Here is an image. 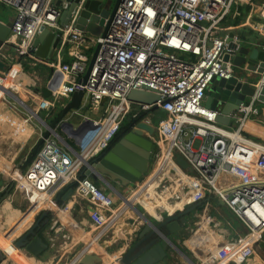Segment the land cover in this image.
<instances>
[{
	"label": "built area",
	"instance_id": "1",
	"mask_svg": "<svg viewBox=\"0 0 264 264\" xmlns=\"http://www.w3.org/2000/svg\"><path fill=\"white\" fill-rule=\"evenodd\" d=\"M58 1L1 0L16 13L11 34L0 48V60L10 58L3 52L8 47L14 52L12 59H30L31 63L45 64L61 75V80L51 86V97L42 98L40 103L42 107L47 105L49 111L54 112L63 104L62 100L84 92L90 109L100 112L105 107L104 115L99 120L87 119L95 133L76 159L57 145L56 138L51 136L45 141L23 177L27 195H40L38 185L45 183L48 175L65 180L60 189L76 182L80 196L103 211L112 210L113 190L104 191L85 175L88 162L109 148L128 115L139 118L153 112L156 106L166 114L156 127L161 136L157 160L166 156L170 160L167 159L169 169L166 167L161 175L165 191L182 184L175 193L188 191L185 199L189 206L204 202L207 197L222 200L248 230L239 243L231 246L240 248L241 261L237 264L249 261L264 235V144L250 140L243 131L250 118L259 116V111L256 102L241 106L233 114L239 125L228 130L217 122L220 112L207 107L205 102L214 80H230L234 76L232 63H226L225 56L230 52L231 24L242 17L245 7L248 12L243 24L264 37V2L259 5V0H121L107 34L96 37L76 29L87 0L80 1L64 27L60 20L66 0L60 6ZM92 14L87 22H92ZM43 29L62 33L53 62L40 58L34 46ZM234 41H239V37L235 35ZM97 47V57L84 83L93 49ZM65 52L71 61H63ZM6 73L0 70L5 77L0 80L9 78L10 73ZM257 86L264 87V74ZM132 91L154 94L159 100L153 105L132 103L128 101ZM176 154L184 158L188 169L176 162ZM193 192H198V198H193ZM165 212V208L161 209L158 218ZM92 217L97 224H103L99 212ZM256 231H260V239L250 238L244 243Z\"/></svg>",
	"mask_w": 264,
	"mask_h": 264
},
{
	"label": "water",
	"instance_id": "2",
	"mask_svg": "<svg viewBox=\"0 0 264 264\" xmlns=\"http://www.w3.org/2000/svg\"><path fill=\"white\" fill-rule=\"evenodd\" d=\"M81 0H66L62 4V0L57 2V5L62 4L63 15L60 20L61 27L68 25L72 13L77 8ZM121 0L117 3L113 10L103 9L104 2L101 0H87L84 10L77 21L76 29L89 33L93 36H105L113 21L116 10ZM91 12L101 14L99 22H87V18ZM106 20H108L106 22ZM13 22L4 23L0 21V48L3 47L11 34ZM62 33L60 31L53 32L50 29H43L42 33L34 42L37 49V55L41 58H47L48 55L52 58L58 44L60 43ZM235 34L230 35L229 53L225 56L226 63H232L234 76L230 80L216 79L212 82L208 93V98L205 105L213 110L220 112L217 122L223 126L229 127L234 122L233 114L238 113L241 106L245 104L255 103L256 105H264V87L257 86L262 74H264V46L250 48L243 45L244 40L249 38H239V41H234ZM256 42V37L249 40ZM50 40L52 41L50 43ZM99 47L96 48L91 64L84 83L87 81L92 65L97 57ZM9 65L0 60V70L6 72ZM3 89L0 87V90ZM43 97L48 99L52 95L51 86L42 88ZM85 95L84 92L74 94L70 100L66 101L61 113L55 118L51 124H47L46 132L38 141L36 146L29 151L27 157L23 158L15 167L11 176L1 187L0 192V211L6 203L12 204V192L15 186L29 167L33 164L36 156L43 147L45 141L52 135H57V127L65 122L66 116L81 108ZM17 102L29 113L35 115L40 120L41 117L26 105L22 100L14 97ZM159 100V97L146 92L132 91L128 95V101L137 104L153 105ZM107 100L103 101V105ZM158 108L155 106L152 111ZM148 113L143 114L139 118H131L124 124L119 134L112 141L107 150L99 154L96 158L88 162L86 176L92 179L95 183L104 182L112 186V182L119 181L124 187L128 185H136L150 172L152 166L155 143L153 139L156 135V126L152 122L146 121ZM148 133L149 137L146 136ZM61 140L69 146L67 141L59 136ZM176 162L183 168L188 169L189 165L180 154H176ZM1 172V170H0ZM76 183L70 184L59 192L56 200L46 208L36 224L30 227L20 238L14 242L6 251L0 249V264H6L8 257L16 250L20 249L27 256L35 259L49 251L50 246L43 241L38 235V232L45 228L52 220V217L57 212L62 204H66L74 195ZM221 206H225L222 200H218ZM201 203L194 204L182 213L168 215L161 222L151 221L147 216L139 212L140 216L146 222V226L139 235V241L120 258L115 259L113 264H160L168 257V249L172 246L176 248L182 256L190 264L194 262L184 254L176 244L171 240L172 234L183 229L184 224L182 218L196 211ZM138 211V210H137ZM151 225L153 228H151ZM157 234L158 237L153 238ZM107 258L96 254H84L80 257L78 264H105Z\"/></svg>",
	"mask_w": 264,
	"mask_h": 264
},
{
	"label": "crops",
	"instance_id": "3",
	"mask_svg": "<svg viewBox=\"0 0 264 264\" xmlns=\"http://www.w3.org/2000/svg\"><path fill=\"white\" fill-rule=\"evenodd\" d=\"M8 9L10 11V9H13V8H11V7L9 8V6L3 4L0 0V21H2L4 23L13 22L15 19V14H12V12L8 13ZM257 9L259 10V8H257ZM234 24H235V22H232L231 25L233 28H232V30L229 31L230 35L232 33H234L236 36H238L239 38H242L243 40H244V38L250 39L252 37H256V42H253L252 39L251 40L248 39V40H244L243 45H245L246 47H250V48H255V47H259V46L261 48V46H264V37L262 35H260L259 33H256V31L252 30L251 28H248L242 22L239 25H234ZM51 42L52 41L50 40V43ZM59 47H60V43L58 44V47H57L54 55H52V58L50 57L51 55L50 56L48 55L47 58H42V59H45L47 61H52V62L55 61L57 59V53H58ZM3 52L10 56L9 59L2 58L3 59L2 61H4L5 63H7L9 65V69L6 72H8V73L10 72V74H12V76H14V77H18V75H20L21 77L19 80L22 83H26V86L29 88H32L34 85L37 84L38 77H35V80L34 79L27 80L29 78L24 73V70L27 68L30 61H26L25 59H22V58L21 59L16 58L15 60L12 59L14 56V52L8 47H5L3 49ZM62 59L64 62H69V61H71V56H69L65 52ZM15 63H20V64L16 65ZM34 67H29V68L35 69V70H33L34 72H37V71L42 72L44 70L48 71V81L46 82L45 85L42 86V88L55 85L56 83H58L61 80V75H59L50 66H47L45 64H38V65L36 64V66H34ZM14 70L16 72H14ZM4 83L7 84L8 87L13 84L12 88L14 90H16V92L22 89L24 91V93L27 92L29 94V96H31L32 99H34V101H35V97H37V96H39V97L41 96V99L44 98L43 94H42V88H40V92L38 93L39 95H37V94L29 92L27 87L24 89L22 84H20L19 82H13L11 80V81H7V83L5 81ZM7 86H6V88H8ZM257 109L259 111V116H253L252 118H250V120L248 121L247 126H246V128L251 130L250 131L251 133L259 131L258 128H261L262 126H264V124H263L264 123V105H262V104L257 105ZM42 113H44L43 120L46 123V125H47V122H48V125L51 124L54 121V118L56 117V114H54V112H52V111H43ZM94 116H95V118H91V117L86 116L85 122H81V123L79 122L76 125L72 124L68 120H65L64 123H67L68 125L62 131H63L64 135L67 137V140L65 138L64 139L67 141V143L70 142L71 145L68 143L69 149L66 150L64 148V150L67 151V153L71 156L72 159H76V157L83 152V150L87 146L88 142L90 141L91 137L93 136L91 133L93 131L92 127L94 128V126H93L92 122L87 121V119L91 118L94 120H99L103 117V115H102L101 118H97L99 116V112H94ZM162 118H166L165 113L163 114ZM154 119L155 120L157 119L156 113H154V114L148 113L147 114V116H146L147 121H149V122L151 121L153 123ZM23 121H26L25 118L23 119ZM6 123L7 122H4V124L2 123L0 126V129H3L5 126H7ZM234 124L236 126L239 125L237 118L236 119L234 118ZM27 127H29V129H31L33 131L32 135H31V137H33L34 131H38L37 129H40L41 126L39 127L38 124L35 123L34 125L27 124ZM57 128H60V126H58ZM7 131H8V128H7ZM94 132H95V128H94ZM44 133L45 132H42L41 134L44 135ZM260 133H262V131H260ZM41 134L39 136L40 139H41ZM146 136L149 137L148 133H146ZM7 137L8 136H6L5 132H2L0 134V159L2 158L1 160L5 159L8 161V158H7L6 153H5V150L7 148L1 147L3 145V142L5 141V138H7ZM52 137H53L52 139H54L55 136L52 135ZM30 139H29V141H30ZM152 139H153V142L155 143V152H154L152 166L150 168V172L141 180V182L139 184L128 185L127 187H124L123 184H121L119 181L112 182V186L107 185L104 182L97 183V185L100 186L106 192H110L111 190H113V193L111 192V195H113L114 200L115 199L116 200H115V206H113L112 210L103 211L99 207L95 206L90 200L80 196L78 194V191H77L78 184L76 182L72 183V184L76 183V189H75L76 191H75L74 195L72 196V198L66 204H62L60 206V208L57 210V212L54 214V216L52 217L51 222L45 228H43L42 230H40L38 232V235L43 239V241L50 246L49 250L55 251L57 253L55 256L52 257V259L58 258L57 261L60 260L58 264H70L72 262V260H75L77 258L80 251L84 248L85 243L77 244L76 242H74V240L78 239L81 236L86 237L88 232H89L90 236H93V238H92L93 240L95 238L94 236L97 234H100V237H102L98 241V248L96 247L97 243H95V244L93 243L95 245L94 248H96V251L91 253V254L104 256L107 258V260L109 259L110 262H113L115 259L120 258L121 256H124L136 244V242L139 241V235L143 231L144 227L146 226V223L144 222L143 218L139 214V212H141L143 214V211L135 205L141 199L142 200L140 201V203H143V199L149 200V198H148L149 192L151 191V189L155 185V183L160 179L161 172L163 171L164 167L167 165L168 160H169V158L167 156L164 157L163 160H161L159 162L157 160V155L160 153V149H161V146H160L161 136L158 134L157 130H156L155 137ZM38 141H37V143H38ZM28 142L26 143V145H25V147H24V149L21 152L19 157H21L23 152L26 150L25 148L28 145ZM259 144H262V143H259ZM97 156H99V154ZM9 162H12V161L9 160L8 162H6V164ZM2 164L3 163H1V166H2ZM6 164H5V166H6ZM155 164H156V167H155ZM5 166H4V168H5ZM36 166L38 167V166H40V164L37 163ZM5 170H8V168ZM0 173L1 174L3 173L5 175L6 172L1 171ZM33 174H34V172L31 175H33ZM47 179H49V182H46V184H48V185H52L55 180L56 181L63 180V178L57 179L54 177L53 178L49 177ZM4 181H6V179ZM1 185L3 186V182L1 183ZM40 187H41V185H40ZM62 189H60V190L58 189L55 192L54 196L47 202V206H45V203L43 202V204H41V206L38 207V210H35L36 212L34 211V214H33L34 217H32V218H34L33 220H35L34 224H36V222L38 221V219L40 218L42 213L52 203V201L57 199L58 194H59V192L62 191ZM176 189L177 188L174 186V190H176ZM174 190H170V193L167 195L164 193L158 194V192H156L157 197H152L154 195L151 196V198L153 199V202L147 203L146 204L147 208L151 212L154 213L156 211H154L155 208H153L152 203L160 202L161 204H157L156 207L161 206L162 209L165 208L164 205H174L176 203V205L178 206V204L181 203L182 200L179 201V199H178L177 202H176V200H174V201L169 200L170 196L172 194H174L172 192ZM1 191H3V190L0 189V192ZM134 192H135V194H134ZM27 193H28L27 190H25V192L24 191L21 192V194L17 196L15 201L12 199V204L23 203V200H25V196L30 195V194L27 195ZM198 196L199 195H197L195 197L193 196V198L196 199V198H198ZM165 197H167V198H165ZM36 199H37V197L35 198V200ZM128 199H130V202L132 200H134V204H133L134 209H132L133 211L129 215L128 214H126V216L122 215V217L124 216V218H123L124 220L120 219V218L117 219V222L115 223L116 225L112 228L111 222H113L117 216H121V215H117V211L120 210L121 204L122 203L125 204V201H126V203L128 201V203L130 204ZM17 200H19V202H17ZM208 202H211L210 199H208ZM33 203H34V201H33ZM33 203L30 205L28 211L31 209ZM218 205L221 207V205L219 203H218ZM165 210H166V212H165V214H166L167 208H165ZM28 211H26L27 214L29 213ZM178 211H180V210H177L176 213ZM94 212L100 213L101 217L103 218V224L102 225H99L94 221V219L92 217ZM174 212L170 213V214H166V215L163 214L161 221L164 220L168 215L174 214ZM158 215L159 214H156L155 216L158 218ZM205 219L206 218H204V220ZM207 222H208V219L204 222L205 231L211 232L210 229L208 228ZM185 226H186V224H185ZM178 232L176 233V235L174 234V236L171 237V240H174L173 238H175V236L178 235ZM213 236L217 237L219 235H213ZM220 236H222V235L220 234ZM156 237H158L157 234H154L153 238H156ZM174 241L178 244H183L185 239H184V241H182L181 238L180 239L177 238ZM65 245H68V248H64ZM184 245L187 246V243L185 242ZM80 246L82 249L79 248ZM65 249H67V250H65ZM79 249H81V250H79ZM107 251L109 252L110 255L106 254ZM200 253H202L201 250H200ZM43 255H41L40 257H42ZM40 257L37 259H35V258H32V259H34L35 261H37L39 263ZM172 257H173V255H172ZM50 258H48L49 262L52 261V259H50ZM182 258H184V257H181L178 261L176 260V262H174L173 264H187V262L182 261ZM57 261L53 262V264H55ZM194 264H196V263L194 262Z\"/></svg>",
	"mask_w": 264,
	"mask_h": 264
},
{
	"label": "rangeland",
	"instance_id": "4",
	"mask_svg": "<svg viewBox=\"0 0 264 264\" xmlns=\"http://www.w3.org/2000/svg\"><path fill=\"white\" fill-rule=\"evenodd\" d=\"M263 2H264V0H259L258 4L261 5V3H263ZM116 3H117V0H107L104 2L103 9L107 8V9H110L112 11L113 8L115 7ZM11 12H12V14H15L16 11H15V9H10V11L8 9V13H11ZM92 15H93L92 21L99 22V20L101 19V14L97 13V12H93ZM240 21L243 23L244 19H242ZM241 22H240V24H241ZM256 33H259V32L256 31ZM94 52H95V48L93 49V53ZM26 61H30V59H27ZM15 64L19 65L20 63H15ZM36 64L38 65L39 63H36ZM36 64L30 62L27 67H34V66H36ZM33 70H35V69L27 70V68H26L24 70V73L29 78L27 80H31V79L35 80V77H38L37 84L34 85L32 88L27 87L26 83H22L19 80L21 77L20 75H18V77H15L16 79H13L12 77H14V76H12V74H9V77L11 78V79L10 78L9 79L12 80L13 82H19L20 84H22L24 89L27 87L29 92L39 95L38 93L40 92V88H42V86L45 85L46 82L48 81V71L44 70L42 72H39V71L34 72ZM14 72H16V71L14 70ZM6 74H8V72ZM0 78L5 79L4 75H0ZM7 81H8V79L6 80V83H7ZM4 82L5 81L0 80V84L6 87L7 84H5ZM12 87H13V84L10 85L8 87V89L13 92L14 96H16L18 99L22 100L26 105H28L32 110H34L38 114V116H40L43 119L44 113H42V112L43 111H49V108L47 105H45V107H42L40 105L41 101L43 100V99H41V96L35 97V101H34V99H32V97L29 96V94L27 92L24 93V91L22 89L16 92V90H14ZM37 102H39V105ZM61 102L63 104L64 103L66 104V100H62ZM63 104H61V105L59 104V106H57V108L54 110V114H56V117L61 113L63 107L65 106V104L64 105ZM89 106H90L89 99L87 98V96H85L83 99L81 108L77 111L70 112L66 116V120H68L72 124L76 125L79 122L80 123L85 122L86 116L91 117V118H95L94 112L90 109ZM104 108L105 107L101 108V110H100L101 113L99 112V116L97 118H101V116L104 115ZM154 113L157 114V119L156 120L154 119L153 123L157 127L160 120L163 119L162 117H163L164 112L161 110L150 112V114H154ZM22 118L23 119L25 118V120L27 122L23 121ZM55 118H54V120H55ZM130 120H131V115H128L126 117L124 124L128 123ZM4 122H7L6 123L7 126H5L3 129H0V134L2 132H5L6 136H8V137L5 138V141L3 142V145L1 147L7 148L6 149V151H7V150H10L12 147H14L15 144H16V146H15L13 155L10 158V161H12V162H9L10 164L7 163L4 170H3V172H6L5 175L3 173L2 174L0 173V189H2L1 183L3 182V184H4L5 183L4 180L5 179L7 180L8 176H11V174L14 170V167L23 158L28 156L29 151H31V149H33L36 146L37 141L40 139L39 138L40 134L42 132H46V129H47V126H45L39 118H37L35 115H33V114L29 113L27 110H25L19 104V102H17V100H15V98L13 96H11L7 93H4L0 90V126L2 123L4 124ZM35 123L38 124L39 127L40 126L41 127H40V129H37L38 131H34V135H33V137H31L33 131L31 129H29V127H27V124L34 125ZM47 124H48V122H47ZM224 127L228 130H234V129H236L237 126L233 122V124L231 126H229V127L224 126ZM7 128H8V131H7ZM258 129H259V131L251 133L250 132L251 130L246 128L243 131V133L250 140L252 139L256 143L264 144V130H263L264 126H262L261 128H258ZM92 130L93 131L91 134L94 135L95 132H94L93 127H92ZM260 131H262V133H260ZM57 133L59 134V136H61L60 135L61 131H59V128H57ZM59 136L54 137V139L56 138L58 140L57 145L63 149L65 148L66 150H68V147L63 143V141L61 140V138ZM61 137L64 138L63 136H61ZM29 139H30V141H29ZM27 142H28V145L25 148L26 150L23 152L21 157H19ZM5 153L7 154V152H5ZM1 159H0V165H1V163L4 162L3 160H5V159H3V160H1ZM2 166H3V164H2ZM155 167H156V164H155ZM166 167H168V166L166 165L164 167V169ZM7 168H8V170H5ZM30 168H31V166L29 167V169ZM167 169H169V167ZM162 172H161V175H162ZM27 181H29V180L27 179ZM168 185L170 186V185H172V183H168ZM165 186H166V184L161 180V177H160V179L155 183V185L152 187L151 191L149 192V195H148L149 200L143 199V203H140V201L142 200L141 199L139 202H137L138 204L136 203V205H135L138 208H140L143 211V214H145L152 221L161 222V218H157L155 216L156 214H159V210L162 209L161 206L156 207V205L161 204V203L160 202L152 203L153 208H155L154 211H156L154 213L151 212L147 208L146 204L149 202H153L151 195H154L153 197H157L156 192H158V191H160L166 195L169 194L170 191L166 192ZM181 186H183V185L179 184V186L176 187L177 190L180 189ZM25 190H26V187H24V185H23V178H22L18 181V183L15 186V190L12 192V196H11L12 199L15 201L17 196L20 195L21 192H23V191L25 192ZM170 190H174V187L171 188ZM175 192H177V191H175ZM175 192H173L174 194L171 195L170 200L171 201L176 200V202L178 199H179V201H181L183 198V200L181 203L178 204V206L176 205V203L174 205H164V207L167 208L166 214L173 213L174 211H175L174 213H176L177 210H182V209L190 207L187 203V200L185 199L186 195L188 194V191H184L182 193H175ZM34 197L36 198V196L34 194H32L31 196H25V200H23V203H19V204L14 203L12 205V207L14 209H16L17 211H20V213L21 212L25 213L26 211H28L30 205L35 200ZM165 198H167V197H165ZM50 199H48V201ZM48 201L45 202V206H47ZM205 201L206 202H205L203 210L194 211L191 214H189L188 216L182 218V223L184 224L183 229H181L179 231L180 233L178 232V235L175 236V238H173V239L175 240L177 238L178 239L181 238L182 241H184V239H185L183 244H178L174 240H172V241L176 244V246L184 254L189 256L192 259V261L195 262L196 264H198V263L203 264V262H205V261L208 263L217 264L218 261L220 260L219 257H221V261L219 262V264H226V263L227 264H237V262L241 261V257H240L239 261L232 262L230 255L234 256L233 253H238V250L240 248L237 250L236 248H231V246H235L237 243L240 242L239 240L241 238H244L245 235L248 234L247 228L242 224V222L234 214V212L231 211V209H229L226 206L220 207L218 205V199L217 198L213 199V201L210 199L211 202H208V197H207V199ZM17 202H19V200H17ZM133 204H134V200H132L130 202V206H133ZM130 206L129 205L127 206L124 203L121 204L120 210L117 211V213H118L117 215H121V216H117L115 218V220L113 219L114 221L111 222L112 228L116 225L115 223L117 222V219H119V218L123 219L124 216H126V214H128V215L131 214V212L133 210ZM122 215H124V216L122 217ZM204 217L206 218L205 220H204ZM209 217H211V219H209ZM207 219H208L207 225H208V228L210 229L211 232H206L205 228H204V222ZM34 222H35V220H33L31 227L33 226ZM185 224H186V226H185ZM6 228H7V226H6ZM25 232H23L22 234H24ZM219 233L222 236H220ZM22 234L17 236L14 239L15 241L13 240V242H16V240L18 238H20V236H22ZM175 235H176V233H175ZM213 235H219V236L216 237ZM173 236H174V234H172V237ZM94 237L95 238L93 240L92 239L93 236H90V234L88 232L86 237L81 236L78 238V239H80V241L77 244L85 243V246L83 249L81 248V246L79 247L82 250L79 249V250H81L80 253L78 252L79 254H78L77 258L75 260H72V262L70 264H77L80 257L82 255H84L88 250H90V247L94 248L95 245L94 246L91 245V243L93 241L97 243L96 247L98 248V241L102 237H100V234H97ZM250 238L251 237L249 236L248 239H244L245 240L244 243H246ZM78 239H75V241H77ZM256 239H258V238H256ZM185 242L187 243V246L184 245ZM67 247H68V245L64 246V248H67ZM95 250H96V248H95ZM200 250H202V253H200ZM255 251H256L255 256L253 258H251L249 261L244 262L242 264H264V235L262 237V240L255 246ZM168 253H169L168 257L165 259L164 262H162L160 264H173L174 262H176V260L178 261L181 257H183L182 254L176 248H174L172 246L168 249ZM56 254L57 253L55 251L49 250L42 257H40L39 262H41V263H36V264H49L50 262H49L48 258L51 257L50 259H52V257L55 256ZM106 254L110 255L108 251L106 252ZM172 255H173V257H172ZM28 257L33 258L31 256H28ZM227 258H229V261H227ZM76 260H77V262L75 263ZM109 261L110 260L108 259L105 264L110 263ZM182 261L187 262V264H190L184 258H182ZM6 264H17V263H15L13 260L8 258V260L6 261ZM110 264H113V263L111 262Z\"/></svg>",
	"mask_w": 264,
	"mask_h": 264
},
{
	"label": "bare ground",
	"instance_id": "5",
	"mask_svg": "<svg viewBox=\"0 0 264 264\" xmlns=\"http://www.w3.org/2000/svg\"><path fill=\"white\" fill-rule=\"evenodd\" d=\"M0 87L3 88V89H1L2 92L7 93V94H9V95H11L13 97H16V96H14L13 92L11 90H9L8 88H6L5 86H3V85L0 84ZM15 146H16V144L10 150H7V151L5 150V152H7L6 156L8 158V161L10 160L11 156L13 155ZM8 161L7 160H4L3 166H5L6 162H8ZM38 163H40V162H38ZM3 166L0 165V170L1 171L4 170V167ZM13 172H14V170H13ZM13 172H12V174H13ZM45 176H47V178H49L48 175H45ZM46 182H49V179L46 180ZM46 182L45 183L44 182H42V183L40 182V185L42 187H40V185H38L40 187L39 188L40 195L37 196V199L36 200H34V203H33L32 207H31V209L28 211L29 212L28 214L26 212L25 213H20V211H17L16 209H14L12 207V205H10L9 203H6L4 205V207L2 208V210L0 211V249L2 251H6L10 246H12L14 244L13 240L17 236H19L20 234H22L23 232H25L32 225L33 219H34V218H32V217H34L33 216L34 211L35 210H38V207L41 206V204H43V202L45 203L46 201H48V199H50L51 197H53L54 194H55V192L58 189H60L62 187V185L65 183V180L64 179L61 180V181H56L55 180L52 185H48V184H46ZM175 191H177V189L174 190V191H172V192H175ZM134 194H135V192H134ZM128 200L130 201V199H128ZM125 204L127 206L128 205L130 206V204L128 203V201H127V203L125 201ZM114 206H115V204H114ZM130 207L132 209H134L133 206H130ZM183 212L184 211L179 212L177 214H182ZM6 226H7V228H6ZM151 228H153L152 225H151ZM250 237H251V239L252 238H254V239L258 238V239H260L261 233H260V231L259 232L256 231V232L252 233ZM79 241H80V239H78L75 242L78 243ZM93 243L95 244L96 242L93 241L92 244H91L92 246H94ZM65 250H67V249H65ZM95 251H96L95 248L90 247V250H88L85 254H91V253H93ZM233 254H234V256L233 255H230L231 261L232 260H234L236 262L239 261L240 260V250H238V253H233ZM8 258H10L11 260H13L17 264H36V263H38L34 259L27 257L26 254L23 253L22 251H20L19 249L16 250ZM57 260H58V258L52 259V261L49 264H53V262H55ZM59 261H57L55 264H58ZM227 261H229V258H227ZM76 262H77V260L75 261V263ZM39 263H41V262H39Z\"/></svg>",
	"mask_w": 264,
	"mask_h": 264
},
{
	"label": "trees",
	"instance_id": "6",
	"mask_svg": "<svg viewBox=\"0 0 264 264\" xmlns=\"http://www.w3.org/2000/svg\"><path fill=\"white\" fill-rule=\"evenodd\" d=\"M244 9H245V11H244L242 17H240V18L235 22L234 25H239L240 22H241L240 20H242V19L245 20V17L247 16L246 13L248 12V7H245ZM29 69H30V68L27 67V70H29ZM30 70H31V69H30ZM9 78H10V77H9ZM12 78H13V79H16L15 77H12ZM10 79H11V78H10ZM8 81H11V80L8 79ZM8 84H9V83H8ZM58 106H59V105H58ZM67 125H68V124H67V123H64V122H63L62 124L59 125V126H60L59 131H61V134H60V135L63 136L66 140H67V137L64 135V133H63L62 130H63L65 127H67ZM68 143L70 144V142H68ZM70 145H71V144H70ZM197 195H198V192H193V193H192V196H194V197L197 196ZM213 199H215V197H212V198H211L212 201H213ZM204 205H205V201L202 202V204H201L200 206H198V208L196 209V211H197V210H198V211H199V210H200V211L203 210ZM183 210L185 211L186 209H182V211H183Z\"/></svg>",
	"mask_w": 264,
	"mask_h": 264
},
{
	"label": "flooded vegetation",
	"instance_id": "7",
	"mask_svg": "<svg viewBox=\"0 0 264 264\" xmlns=\"http://www.w3.org/2000/svg\"><path fill=\"white\" fill-rule=\"evenodd\" d=\"M186 209V208H185ZM184 211V210H183ZM182 212V210L178 211L177 213Z\"/></svg>",
	"mask_w": 264,
	"mask_h": 264
}]
</instances>
